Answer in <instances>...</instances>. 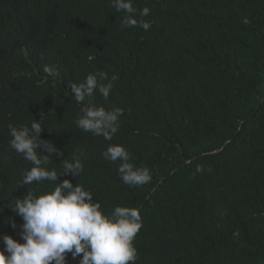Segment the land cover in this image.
<instances>
[{"label": "trees", "instance_id": "1", "mask_svg": "<svg viewBox=\"0 0 264 264\" xmlns=\"http://www.w3.org/2000/svg\"><path fill=\"white\" fill-rule=\"evenodd\" d=\"M134 7L150 9L136 17L149 30L122 29L126 13L110 0H0V237L23 243L14 200L56 186L24 185L32 165L9 146L8 125L35 120L63 153L49 169L83 156V171L58 182L83 185L105 212L140 210L136 264H264V0ZM101 72L100 83L116 77L109 97L83 104L123 110L111 140L77 127L83 105L70 87ZM109 144L125 146L151 181L123 183L120 161L102 155Z\"/></svg>", "mask_w": 264, "mask_h": 264}, {"label": "clouds", "instance_id": "2", "mask_svg": "<svg viewBox=\"0 0 264 264\" xmlns=\"http://www.w3.org/2000/svg\"><path fill=\"white\" fill-rule=\"evenodd\" d=\"M110 4L117 12L126 13L120 25L122 29L140 27L147 31L151 28L150 22L136 19L148 16V7L138 10L134 0H110ZM44 71L54 74L50 66H45ZM107 79L102 72L89 74L83 82L70 87L76 102L83 105L76 120L77 127L111 140L119 131L123 110L83 104L96 92L105 99L109 97L116 77L106 84L100 83ZM8 127L12 137L9 146L32 165L24 172L22 183L28 185L46 180L56 186L39 196L28 192L22 199L14 200L10 209L23 221L19 226L23 243L9 235L0 237L4 245L0 249V264H67L69 254L73 260L81 257L79 264H136L138 253L134 240L142 227L140 210L116 206L111 212H105L83 185H73L68 179L58 182L60 175L78 176L83 171V156L64 160V170L59 174L49 169L47 165L53 154L62 157L63 153L52 142L40 138L44 130L41 121L34 120L30 126L9 124ZM102 155L110 162L120 161L118 173L126 185L142 186L151 181L150 169L131 163L132 156L125 146L109 144ZM197 170H201L200 166ZM11 226L17 227L14 222Z\"/></svg>", "mask_w": 264, "mask_h": 264}]
</instances>
